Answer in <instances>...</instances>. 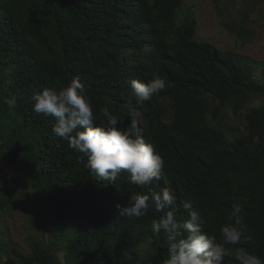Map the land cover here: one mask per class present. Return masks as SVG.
I'll use <instances>...</instances> for the list:
<instances>
[{
	"label": "trees",
	"instance_id": "1",
	"mask_svg": "<svg viewBox=\"0 0 264 264\" xmlns=\"http://www.w3.org/2000/svg\"><path fill=\"white\" fill-rule=\"evenodd\" d=\"M220 22L241 47L259 39L264 0H213ZM194 5L184 0H0V264H162L163 233L151 207L119 216L130 193L102 181L82 153L52 133L54 119L30 97L79 77L101 124L103 110L156 145L161 178L177 204L190 201L219 237L233 204L252 234L245 247L264 258V61L196 38ZM154 72L168 85L138 105L131 81ZM15 97L9 110L6 99ZM24 217L28 249L7 220ZM177 216L187 213L177 208ZM225 264H235L225 258Z\"/></svg>",
	"mask_w": 264,
	"mask_h": 264
},
{
	"label": "clouds",
	"instance_id": "2",
	"mask_svg": "<svg viewBox=\"0 0 264 264\" xmlns=\"http://www.w3.org/2000/svg\"><path fill=\"white\" fill-rule=\"evenodd\" d=\"M168 85L165 77L154 72L151 79H133L131 91L138 105L158 96ZM33 111L52 117V133L67 142L69 148L82 153L86 167L102 181L115 184L122 172L124 183L147 188L133 192L126 206L117 204L119 216L139 220L148 215L150 207L157 213L150 223L153 233H163L168 244V255L162 264H225L231 258L235 264H264L254 251L245 247L251 243L242 206L233 204L228 222L219 228V237L205 231L207 221L190 201L177 204V195L167 182L154 190L151 185L159 180L164 160L150 141L133 135L124 119L103 110L107 123L98 122L91 97L84 82L77 76L63 87H44L31 97ZM9 110L17 106L15 97L6 99ZM187 213L186 219L177 216V208Z\"/></svg>",
	"mask_w": 264,
	"mask_h": 264
},
{
	"label": "rangeland",
	"instance_id": "3",
	"mask_svg": "<svg viewBox=\"0 0 264 264\" xmlns=\"http://www.w3.org/2000/svg\"><path fill=\"white\" fill-rule=\"evenodd\" d=\"M184 2L187 6H195V16L198 22L196 38L198 40H208L222 50L235 48L240 53L264 61V1L261 2L254 16L256 26L260 30L259 39L248 43L245 47H241L240 43L222 25L213 0H184ZM26 222L27 220L24 217L17 216L13 219L9 218L7 225L13 240L19 246L28 249L24 228Z\"/></svg>",
	"mask_w": 264,
	"mask_h": 264
}]
</instances>
